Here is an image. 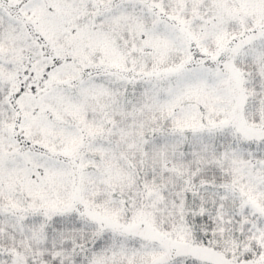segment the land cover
<instances>
[{"label":"snow or ice","instance_id":"obj_1","mask_svg":"<svg viewBox=\"0 0 264 264\" xmlns=\"http://www.w3.org/2000/svg\"><path fill=\"white\" fill-rule=\"evenodd\" d=\"M0 264H264V0H0Z\"/></svg>","mask_w":264,"mask_h":264}]
</instances>
